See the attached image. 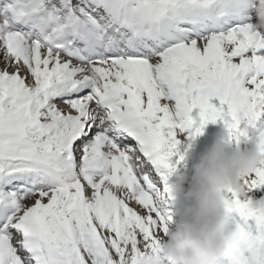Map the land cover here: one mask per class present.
I'll list each match as a JSON object with an SVG mask.
<instances>
[{
	"label": "snow or ice",
	"instance_id": "snow-or-ice-1",
	"mask_svg": "<svg viewBox=\"0 0 264 264\" xmlns=\"http://www.w3.org/2000/svg\"><path fill=\"white\" fill-rule=\"evenodd\" d=\"M255 0H0V264H169L170 177L209 123L264 160ZM194 109L197 117L192 116ZM187 141V143H185ZM183 149V150H182ZM221 193L264 264V163Z\"/></svg>",
	"mask_w": 264,
	"mask_h": 264
},
{
	"label": "clouds",
	"instance_id": "clouds-1",
	"mask_svg": "<svg viewBox=\"0 0 264 264\" xmlns=\"http://www.w3.org/2000/svg\"><path fill=\"white\" fill-rule=\"evenodd\" d=\"M254 12L259 21L254 27L264 28V0H255ZM259 143L234 147L226 131L218 132L199 154L191 175L181 173L173 184L179 219L163 240L169 264H222L226 249L236 242V230L228 227L221 193L232 189L244 195L243 179L264 163ZM251 210L264 219V203Z\"/></svg>",
	"mask_w": 264,
	"mask_h": 264
},
{
	"label": "rangeland",
	"instance_id": "rangeland-1",
	"mask_svg": "<svg viewBox=\"0 0 264 264\" xmlns=\"http://www.w3.org/2000/svg\"><path fill=\"white\" fill-rule=\"evenodd\" d=\"M197 113L198 110L194 109L192 112V116L196 118ZM221 131H225V129L223 127V124L219 121L215 124L209 123L205 126V128L203 129V134L196 137L190 142V147H188L187 151L185 152L183 161L177 167L176 172L170 177V183L174 184L181 173L186 172L189 176L191 175V169L193 168L195 163H197L199 154L211 144L214 135ZM185 143H187V141H185ZM233 144L234 147H243V143H241L240 145H236L235 143ZM186 186L187 185L185 184V187ZM179 209L180 206L177 203V198L175 197V200L172 204L173 223L175 222V220L179 219ZM231 226L232 222L231 219H229L228 227L230 228Z\"/></svg>",
	"mask_w": 264,
	"mask_h": 264
}]
</instances>
